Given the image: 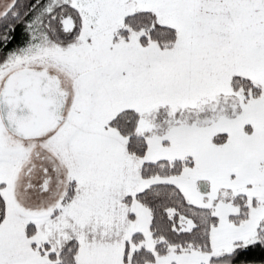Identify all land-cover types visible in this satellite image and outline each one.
I'll return each mask as SVG.
<instances>
[{
	"label": "snow or ice",
	"instance_id": "6c2138e0",
	"mask_svg": "<svg viewBox=\"0 0 264 264\" xmlns=\"http://www.w3.org/2000/svg\"><path fill=\"white\" fill-rule=\"evenodd\" d=\"M0 264H264V0H0Z\"/></svg>",
	"mask_w": 264,
	"mask_h": 264
}]
</instances>
